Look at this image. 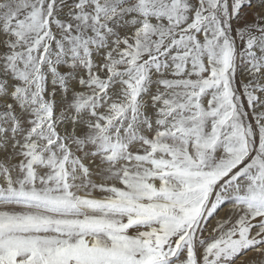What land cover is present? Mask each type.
<instances>
[{
    "label": "snow or ice",
    "instance_id": "1",
    "mask_svg": "<svg viewBox=\"0 0 264 264\" xmlns=\"http://www.w3.org/2000/svg\"><path fill=\"white\" fill-rule=\"evenodd\" d=\"M0 264H264V0H0Z\"/></svg>",
    "mask_w": 264,
    "mask_h": 264
}]
</instances>
